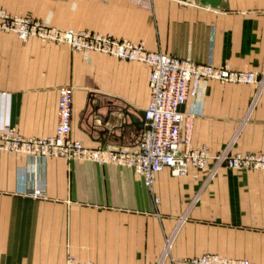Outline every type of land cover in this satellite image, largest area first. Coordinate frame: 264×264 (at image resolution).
<instances>
[{
    "label": "crops",
    "instance_id": "obj_1",
    "mask_svg": "<svg viewBox=\"0 0 264 264\" xmlns=\"http://www.w3.org/2000/svg\"><path fill=\"white\" fill-rule=\"evenodd\" d=\"M0 7L199 62L264 68V0H153L151 8L137 0H0ZM149 70L138 60L0 32V128L53 133L60 89L72 86V137L94 148L134 143L144 128ZM181 109L195 145L213 154L227 146L264 152V87L203 78ZM207 173L164 168L150 187L125 164L37 160L0 148V264H66L69 255L96 264H196L190 258L206 252L264 264V172ZM34 186L46 195L24 192Z\"/></svg>",
    "mask_w": 264,
    "mask_h": 264
},
{
    "label": "built area",
    "instance_id": "obj_2",
    "mask_svg": "<svg viewBox=\"0 0 264 264\" xmlns=\"http://www.w3.org/2000/svg\"><path fill=\"white\" fill-rule=\"evenodd\" d=\"M137 1L141 6L152 7L153 0ZM0 32H14L23 40L38 36L47 42L67 43L74 50H94L124 60H138L147 63L150 68V98L144 109V128L136 142L94 148L72 137L73 87L63 86L58 102V123L53 133L25 136L14 126L0 128V148L30 154L37 160L55 155L125 164L140 174L150 187L157 173L164 168H169L175 175L188 174L191 166L207 168V179L214 177L222 166L264 172V152H232L227 146L213 154L207 144L195 145L191 118L181 109L190 96L197 94L203 78L254 83L261 89L264 87V68L241 69L228 64L217 65L211 60L199 62L163 50L149 49L142 41L73 26L62 28L32 15L10 12L4 7H0ZM24 192L36 197L46 195L41 186ZM172 244L173 238L169 236L164 246L165 254L170 252ZM190 260L196 264H255L245 258L213 252L194 256ZM66 264L96 263L69 255Z\"/></svg>",
    "mask_w": 264,
    "mask_h": 264
},
{
    "label": "water",
    "instance_id": "obj_3",
    "mask_svg": "<svg viewBox=\"0 0 264 264\" xmlns=\"http://www.w3.org/2000/svg\"><path fill=\"white\" fill-rule=\"evenodd\" d=\"M202 1L205 3L211 4V5H214V6H218L222 3V0H202ZM144 114H145V111L143 112V116H144ZM141 122L144 126V123H145L144 117L142 118Z\"/></svg>",
    "mask_w": 264,
    "mask_h": 264
},
{
    "label": "rangeland",
    "instance_id": "obj_4",
    "mask_svg": "<svg viewBox=\"0 0 264 264\" xmlns=\"http://www.w3.org/2000/svg\"><path fill=\"white\" fill-rule=\"evenodd\" d=\"M69 257V256H68ZM68 259V258H67Z\"/></svg>",
    "mask_w": 264,
    "mask_h": 264
}]
</instances>
